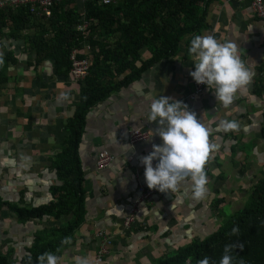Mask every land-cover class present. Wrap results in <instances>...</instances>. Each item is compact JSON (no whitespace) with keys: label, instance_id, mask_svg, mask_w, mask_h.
Masks as SVG:
<instances>
[{"label":"crops","instance_id":"crops-1","mask_svg":"<svg viewBox=\"0 0 264 264\" xmlns=\"http://www.w3.org/2000/svg\"><path fill=\"white\" fill-rule=\"evenodd\" d=\"M77 6L84 8L82 2ZM206 23L198 35L236 42L252 72L250 82L227 108L216 100L214 89L206 86L197 93L189 74L195 69L187 52L195 36L191 35L175 57L156 63L93 108L79 147L85 172V223L58 256L59 264H74L76 256L87 257L91 264L99 251L98 233L112 242L105 264H154L164 254L215 234L264 180V19L255 16L248 0H209ZM2 43L1 52L11 53L17 62L7 67L8 81L0 85V201L36 207L54 198L51 187L59 181L49 156L67 136L66 118L74 114L80 95L77 82L69 74H57L53 60L33 69L29 63L34 54L26 42L6 37ZM149 56L142 51L144 59ZM160 95L187 104L209 130V142L217 145L206 165L209 183L203 201L191 198L188 182L176 193L155 190L149 198L138 199L137 187L148 188L139 157L147 155L152 144L162 143L155 134L158 124L145 115L151 99ZM221 120L237 121L239 131L224 132L218 126ZM136 128L147 137L132 144L129 131ZM116 141L131 144L134 150L123 152ZM102 150L115 160L99 169ZM135 205L140 227L127 229L124 222ZM67 219L20 222L11 209L0 207V255L8 264H21L39 231L64 225Z\"/></svg>","mask_w":264,"mask_h":264},{"label":"trees","instance_id":"trees-1","mask_svg":"<svg viewBox=\"0 0 264 264\" xmlns=\"http://www.w3.org/2000/svg\"><path fill=\"white\" fill-rule=\"evenodd\" d=\"M64 0L51 7L49 19L29 12V6L5 7L0 10V85L8 81L7 67L17 59L11 53L3 54L2 40L26 42L34 58L29 66L36 69L46 59L53 60L57 74L67 75L72 68L70 54L78 59L88 58L90 71L84 82H78L79 103L74 114L66 118L67 136L59 150L49 156L57 173L59 184L51 187L53 200L36 207H19L0 201L20 222L46 217L60 220L64 225L45 228L34 238L21 264H38L37 257L44 252L59 256L75 240V234L85 223V172L80 157V142L89 112L105 101L117 89L139 79L142 73L156 63L175 57L184 39L198 35L207 27L209 0H115L104 5L100 0L82 2ZM85 21L91 25L85 32L77 26ZM34 30L32 35L28 32ZM90 46V51L85 46ZM149 53L144 59L142 51ZM109 80V81H108ZM115 160V159H114ZM220 202V201H219ZM239 235H231L232 229ZM100 241L102 237L97 234ZM226 244H235L233 264H264V180L250 192L245 205L226 220L219 230L207 239L194 240L176 253L164 254L154 264H196L205 255L215 264ZM59 249V251H57ZM31 256V261L28 257ZM0 264H8L0 255Z\"/></svg>","mask_w":264,"mask_h":264},{"label":"clouds","instance_id":"clouds-1","mask_svg":"<svg viewBox=\"0 0 264 264\" xmlns=\"http://www.w3.org/2000/svg\"><path fill=\"white\" fill-rule=\"evenodd\" d=\"M187 52L193 58L195 66L190 71V76L196 83L214 89L216 100L224 108L233 103L238 90L248 85L252 78L250 68L241 58V48L234 41L221 42L211 34L195 35ZM3 64L0 54V66ZM145 115L148 121L158 124L155 134L162 140L161 144H152V150L147 155L139 157L144 166L147 187L173 194L188 182L191 198L197 202L205 200L208 192L206 186L209 183L206 165L211 153L217 148V145L209 142V130L197 119L196 113L189 110L187 104L169 96L152 98ZM218 126L224 132H236L240 129L235 120H221ZM112 135L115 137V132ZM116 145L123 152L134 150L131 144H119L116 141ZM154 160H158L155 166ZM122 183H126V179ZM231 235H239V229L233 228ZM61 243L69 244L71 241L65 238ZM236 247L235 244H226L219 264H233L232 253ZM28 259L31 261V256ZM37 260L38 264H59V257L52 252L40 254ZM74 264H90V261L87 257L76 256ZM196 264L215 262L205 255Z\"/></svg>","mask_w":264,"mask_h":264},{"label":"built area","instance_id":"built-area-1","mask_svg":"<svg viewBox=\"0 0 264 264\" xmlns=\"http://www.w3.org/2000/svg\"><path fill=\"white\" fill-rule=\"evenodd\" d=\"M64 0H0V10L5 7H16V6H29L30 14H33L37 17L49 19L51 17V7H53L56 3L62 2ZM76 2H85L89 0H75ZM240 1V0H238ZM250 7H252L253 12L256 17L264 19V0H248ZM100 2L104 5H109L115 0H100ZM91 22L83 20L81 24L77 26V30L79 32H85ZM87 51H90V46L87 45L84 48ZM70 61H72V68H70L69 75L72 77L77 83L84 82V80L89 75L90 71V61L88 58L78 59L77 52L73 51L70 54ZM194 85L197 93L204 91L206 89V85L198 84L195 81ZM147 137V133L141 129H132L129 131V141L132 144H135L137 141L144 140ZM115 159V156L106 150H102L98 154L97 158V166L99 169H103L110 163H112ZM138 191V199L145 200L149 198L154 193V189L150 190L145 186L139 185L137 187ZM137 206H133L131 209V214L124 222V226L127 229H133L137 226L140 227L137 222ZM99 236L103 238L100 242L99 251L94 256L91 264H105V258L110 252V246L112 244L111 240L106 237L103 233H99Z\"/></svg>","mask_w":264,"mask_h":264}]
</instances>
